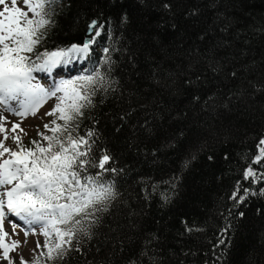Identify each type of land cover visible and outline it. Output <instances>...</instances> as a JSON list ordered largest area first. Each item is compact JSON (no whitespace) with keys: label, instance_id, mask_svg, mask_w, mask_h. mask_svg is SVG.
I'll return each mask as SVG.
<instances>
[{"label":"trees","instance_id":"trees-1","mask_svg":"<svg viewBox=\"0 0 264 264\" xmlns=\"http://www.w3.org/2000/svg\"><path fill=\"white\" fill-rule=\"evenodd\" d=\"M53 7L37 52L100 32L87 69L98 65L112 86L76 123L95 133L91 160L110 156L116 171L101 179L115 198L92 238L73 242L80 252L40 264H264V160L251 163L264 137V0ZM249 166L257 180L244 177Z\"/></svg>","mask_w":264,"mask_h":264},{"label":"snow or ice","instance_id":"snow-or-ice-1","mask_svg":"<svg viewBox=\"0 0 264 264\" xmlns=\"http://www.w3.org/2000/svg\"><path fill=\"white\" fill-rule=\"evenodd\" d=\"M56 2L23 0L22 9L18 0H0V104L14 115L26 117L35 115L50 98L57 100L52 111L46 113L55 117L50 124L44 125L45 132L51 134L38 132L40 140H32L31 147H25L15 135L19 125L6 129L0 124V133H3V140H0V221L6 214L14 215L29 226L32 234H36L34 227L38 226L44 244L41 246L37 242V248L46 249L40 255L46 256L48 261L63 260L73 250L80 252L73 243L79 244V236L92 238L91 228L99 220L97 213L106 212L115 198L114 183L102 180L101 176L106 171H116L105 167L111 159L108 154L95 160L89 158L95 143L91 138L95 133L89 130L80 135L76 123L84 116V109L92 106L97 92L111 88L106 72H101L97 65L90 70L81 69L82 74L74 77L56 79L53 76L54 72L59 76L73 62L85 60L94 43L93 37L100 32H93L82 45L36 51L46 38L45 29L53 23ZM91 29H96L95 22L90 25ZM108 52L105 48L104 64L111 63ZM32 53H36L34 59ZM35 72L44 73L50 79L47 88L36 82ZM11 101L16 102V109L9 107ZM9 132L13 133L16 150L5 146ZM261 160H264V137L258 141L257 154L251 163L260 164ZM90 167L99 171L90 174ZM244 177L258 179L251 166ZM260 177H264V172ZM232 198L235 199L236 194ZM16 226L13 223L14 229ZM8 235L0 226L3 258L15 264L9 252L17 249L19 242H7ZM27 235L29 231H25ZM20 264L28 262L21 257ZM34 264H40V260L36 259Z\"/></svg>","mask_w":264,"mask_h":264},{"label":"rangeland","instance_id":"rangeland-1","mask_svg":"<svg viewBox=\"0 0 264 264\" xmlns=\"http://www.w3.org/2000/svg\"><path fill=\"white\" fill-rule=\"evenodd\" d=\"M18 5L23 9V0H18ZM26 10V9H25ZM96 50H99V47L96 48ZM32 55V54H31ZM33 57V55H32ZM87 58L83 61L79 62H73L72 64L68 65L63 72L57 76V74L54 72L53 76L56 79L60 78H68V77H74L76 75L82 74L81 69H87ZM37 73V72H35ZM35 73L33 75L35 76ZM46 75V74H45ZM36 82L40 83L42 86L47 88L49 86L48 80H45L46 77L41 78L40 76H35ZM58 95H60L58 93ZM57 103V100L55 97L50 98L47 100L36 112L35 115L29 114L26 117H17L15 116L11 111L6 110V107L2 104H0V118H3L2 110L4 111L5 115L9 117V121H3V119H0V124L3 125L6 129H11L14 124L19 125V127L16 130L15 135H18L21 138V141L25 147H31V141L32 140H40V136L38 135V132L45 133L46 135H49V132H45L44 125L50 124L55 117L48 116L46 113L52 111L53 107ZM10 104H15L12 101ZM2 107V108H1ZM9 112V113H7ZM8 114V115H7ZM21 129L23 131H21ZM13 133H8V140L5 141V146L8 148H11L13 150H16V145L13 143L12 140ZM0 140H3V133H0ZM13 221H11L10 216L6 214L5 218L0 221V226H2V231L8 233L7 242L17 241L19 242V247L13 251L9 252V257L11 260L15 262V264H20L21 257H23V260L28 262V264H33L36 259H40L41 255L40 253L42 251H45L46 249L37 248V242L42 246L44 244V237L39 234L40 229L38 226L34 227V231L36 234H32L29 226L22 221L23 227L16 226V228H13ZM25 231H29V235L25 236ZM0 264H9L8 260H5L3 258V250L0 249Z\"/></svg>","mask_w":264,"mask_h":264},{"label":"bare ground","instance_id":"bare-ground-1","mask_svg":"<svg viewBox=\"0 0 264 264\" xmlns=\"http://www.w3.org/2000/svg\"><path fill=\"white\" fill-rule=\"evenodd\" d=\"M35 76H40L41 78H44V77H46V79L45 80H48V82H50V79L44 74V73H40V72H37V73H35ZM13 103H16L15 101H12ZM3 105V104H2ZM5 106V105H4ZM6 107V106H5ZM9 107H11L12 109H16L17 108V105H15V104H10L9 105ZM2 108V107H1ZM2 113H3V121H9V117H7L6 115H5V113H4V111L2 110ZM7 113H9V112H7ZM8 115V114H7ZM15 116H17V117H19L18 115H15ZM9 216H10V219H11V221H13L16 225H18V226H22L23 227V224H22V220H20L18 217H16V216H14V215H10V214H8Z\"/></svg>","mask_w":264,"mask_h":264},{"label":"water","instance_id":"water-1","mask_svg":"<svg viewBox=\"0 0 264 264\" xmlns=\"http://www.w3.org/2000/svg\"><path fill=\"white\" fill-rule=\"evenodd\" d=\"M92 23L93 22H91V23L88 24V27H87V30H86V36H89L91 34V32H92V29L90 30V25H92ZM87 40H88V38L84 39L83 43L85 41H87Z\"/></svg>","mask_w":264,"mask_h":264}]
</instances>
